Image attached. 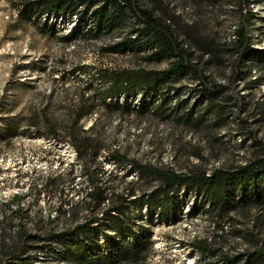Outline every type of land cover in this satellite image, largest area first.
I'll return each instance as SVG.
<instances>
[{"label": "rangeland", "instance_id": "374dc122", "mask_svg": "<svg viewBox=\"0 0 264 264\" xmlns=\"http://www.w3.org/2000/svg\"><path fill=\"white\" fill-rule=\"evenodd\" d=\"M22 1L25 0H0V114L6 110L9 116L17 115L14 131L8 132L0 121V203L22 193L30 212H51L61 226L70 224L69 215L63 211L78 203L86 192L87 182L79 176L83 166L67 141L69 129L81 125L88 128L94 122L89 134L103 140L106 149L89 160L87 170L94 181L101 180L103 185L116 190L114 193L121 196L120 200L130 190L141 193L160 182L151 177L140 178L129 163H114L108 156V148H118L144 163L185 174L233 169L264 155V71L256 62L241 63L239 59L235 35L243 22L242 10L235 0H141L157 15L171 17L179 41L193 52L195 62L211 82L230 87L217 101L222 112L217 122L206 116L203 121L181 117L199 100L195 95L198 84L192 78L175 85L181 98L173 104V116L164 112L123 113L113 109L110 100L111 107L99 106L91 81L87 85L86 80H80L79 72L67 74L68 84L62 86L61 79L54 81L50 75L53 67L72 69L81 65L89 70L90 76L106 67L162 70L171 61L148 60L143 53L106 51L107 44L118 40L108 36H125L128 31L110 35L89 33L102 37L67 44L60 36L72 35L76 16L55 15L50 23L44 18L20 19L18 6ZM249 8L256 13L249 31L254 46L264 56V0H250ZM237 69L243 74L235 80ZM98 85L101 83L95 81L94 87ZM84 94L87 106L96 100L98 107L75 124L74 107ZM206 107L204 102L198 112H204ZM45 111L53 118L54 127L44 122ZM53 129L61 139L37 135L38 130ZM50 174L60 175L46 186ZM106 207L107 202L102 205ZM127 221L153 241L148 259L139 264L212 261L202 257L195 246L204 239L230 254L252 252L264 245V207L221 216L211 211L197 192L182 190L174 203L162 210L146 205L133 208Z\"/></svg>", "mask_w": 264, "mask_h": 264}, {"label": "trees", "instance_id": "16d2710c", "mask_svg": "<svg viewBox=\"0 0 264 264\" xmlns=\"http://www.w3.org/2000/svg\"><path fill=\"white\" fill-rule=\"evenodd\" d=\"M249 1L235 0L242 10L243 22L235 35L236 51L241 63L245 60L256 62V65L262 66L260 70L264 71V56L254 46L253 36L249 31L256 15L249 8ZM18 8L20 19L44 18L46 23H50L49 20L59 14L76 16L77 23L72 35L60 36L67 44L79 39L102 37L89 36V33L110 35L128 31L125 36H108L118 40L107 44L106 51L112 54L143 53L148 60L171 61L162 70L106 67L90 76L89 70L81 65L72 69H61L59 66L52 68L50 75L54 81L61 79L62 86L68 84L67 74L79 72L80 80H86L87 85L92 83L91 89L98 95L99 106L111 107L108 103L110 100L113 102V109L123 113L147 115L164 112L173 116V104L181 98V92L175 85L186 78H192L198 84L195 95H198L199 100L194 105L198 108H191L181 117L188 121H203L206 116L208 119L214 118L215 122L222 118L217 101L230 87L211 82L195 62L193 52L179 41L171 24V17L157 15L141 0H25ZM133 20H136V25ZM89 24L92 25L89 27ZM82 71L85 75H82ZM242 74L243 71L237 69L235 80L240 79ZM95 81L101 85L94 87ZM53 92L54 90L51 95ZM97 101L93 100L87 106L84 94L74 107L73 123L78 124L82 118L92 113L98 107ZM204 102L207 106L205 111L198 112ZM0 115L2 126L8 132L14 131L17 115L9 116L6 110ZM42 118L54 127L53 118L46 111ZM95 124L96 122L88 128L81 125L78 129H69L67 141L75 148L78 161L83 166V172L79 176L87 182V187L84 188L86 192L78 203L66 210L68 212L63 211L69 215L71 223L61 226L57 216L51 212H30L22 193L10 196L0 203L3 216L0 218V264H50L52 261L62 264L144 262L148 259L153 241L144 232H138L128 224V215L133 208L145 205L162 210L174 203L175 197L182 190L201 194L211 211L221 216L240 209L264 207V155L233 169L215 168L211 173L198 171L185 174L144 163L121 153L118 148H108V156L114 163H129L140 178L151 177L160 182L156 187L141 193L130 190L120 200L121 196L114 193L116 190L103 185L101 180L94 181L87 170L89 160L97 158L106 149L103 140L89 134ZM37 135L61 139L56 129L51 132L38 130ZM59 175H48L46 186ZM106 202L107 207L102 208ZM195 246L202 257L213 259L204 264H264V245L252 252L236 254L223 252L206 239L197 241Z\"/></svg>", "mask_w": 264, "mask_h": 264}]
</instances>
